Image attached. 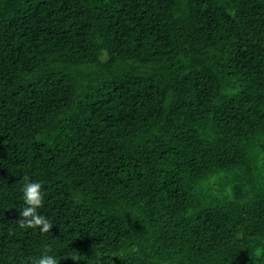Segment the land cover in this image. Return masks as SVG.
Masks as SVG:
<instances>
[{"label":"trees","instance_id":"1","mask_svg":"<svg viewBox=\"0 0 264 264\" xmlns=\"http://www.w3.org/2000/svg\"><path fill=\"white\" fill-rule=\"evenodd\" d=\"M46 248L264 264V0H0V264Z\"/></svg>","mask_w":264,"mask_h":264},{"label":"clouds","instance_id":"2","mask_svg":"<svg viewBox=\"0 0 264 264\" xmlns=\"http://www.w3.org/2000/svg\"><path fill=\"white\" fill-rule=\"evenodd\" d=\"M23 180L25 183L22 191L26 207L19 211L18 226L21 229L39 228L41 233H48L52 230L53 224L47 217L38 212L44 206L42 185L39 182L31 181L27 175L23 177ZM49 251L51 248H46L45 254L35 258L32 264H58L53 256L47 254ZM256 254L260 255L259 251ZM71 259L74 264H79V257L73 256Z\"/></svg>","mask_w":264,"mask_h":264}]
</instances>
